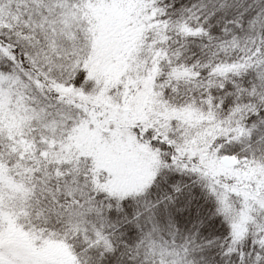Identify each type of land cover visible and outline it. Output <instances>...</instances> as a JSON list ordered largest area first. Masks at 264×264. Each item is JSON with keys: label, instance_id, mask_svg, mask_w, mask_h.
Here are the masks:
<instances>
[{"label": "snow or ice", "instance_id": "obj_1", "mask_svg": "<svg viewBox=\"0 0 264 264\" xmlns=\"http://www.w3.org/2000/svg\"><path fill=\"white\" fill-rule=\"evenodd\" d=\"M0 264H264V0H0Z\"/></svg>", "mask_w": 264, "mask_h": 264}]
</instances>
